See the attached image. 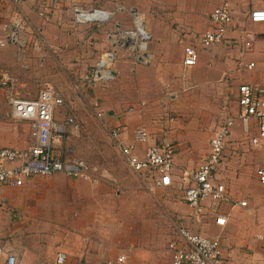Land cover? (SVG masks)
<instances>
[{
	"label": "crops",
	"instance_id": "1",
	"mask_svg": "<svg viewBox=\"0 0 264 264\" xmlns=\"http://www.w3.org/2000/svg\"><path fill=\"white\" fill-rule=\"evenodd\" d=\"M222 1L115 0L114 3H105L102 7L113 11V17L108 22L80 24L76 28L79 32L93 25L109 28L115 19L117 21L114 25L117 29H123L124 27L129 29L134 27V14H139L144 18L146 29L151 35L148 48L149 56L157 60L154 78L145 75L148 65L145 66L143 62L137 61V56L135 57L133 53V56L128 58L127 65H124L127 66L125 70L127 76L123 79L124 82L120 84L124 88L123 99L126 102L128 100L129 104L131 103L128 98L130 91L136 92L135 98H133L136 104L126 107L127 103H124L126 105L123 108H118L121 103L118 104L112 101L110 104H104L99 100L96 103H101L98 108L105 111V120H107L109 128L115 125H122L126 128L123 138L125 141H131L134 137V131L138 127H144L150 133V140L143 144L140 143L141 149L167 139L177 144L178 152L173 167L174 182L172 186L164 187L169 188L173 196L168 202L167 208L159 210L160 225L164 221L169 223V219L176 216L174 224L169 228L167 227L165 232L159 231V237L155 233L154 239L152 237L148 239L145 231L142 236H138L140 244L143 243L145 246L138 245L129 249V245L120 240L121 238L125 239L126 236L121 237L120 235H128L132 232L130 229L131 220L137 218V214L133 215V212L148 207L147 203L150 201L147 199L148 196H128L127 198H130L128 201L136 202V204L129 207L125 206L124 210L118 211L116 205L113 204L97 212H87L85 216L86 226L81 225L80 229L82 230L79 231V229H72L69 226H79L78 223L82 221L80 222L78 217L84 214L85 208L104 202L101 196L86 193L89 191V186L82 179H74L61 173L51 176H35L25 179L21 186L3 185L0 187V245L5 249V254H14L27 263L59 264L57 263V256L59 253H65L66 259L62 264H98L126 252L129 255L130 264H172V255L167 249L168 243L174 238L173 228L177 219L183 218L185 223L195 231L204 234L208 230L211 233L219 231L217 236H220V232H225V238L221 237V239L226 246L230 245L231 247L227 251L229 259L224 264H264V206L259 208L257 212L254 204L260 203V197L256 196V200L252 197V192L255 190V193L262 194L264 201V184L259 182L257 177L258 183H255L253 191L242 190L248 196L230 197L228 201L221 203L219 212L228 217L224 226L218 225L215 221L217 213L212 200L205 199L202 203V212L197 213L183 199V189L180 188L183 172L193 173L197 170L209 153L210 139L215 133L212 134L210 131L209 120H205L200 115L190 114L189 109L185 112L182 111L180 102L184 101L189 106V101L194 100L193 97H196V94L203 92V94L208 95L212 91H223L226 89L228 82L233 84L244 82L264 83V62L262 65L259 63L264 54V25L255 23L250 18L251 10L264 6V0H230L234 11V21L228 35L243 39L247 38V33L254 36L252 46L255 48L254 53L243 56V61L246 63L245 68L239 69L236 67L232 61L234 57H231V59L225 57L227 47L224 45L215 47L212 50L201 48L198 37L210 27V13ZM70 2L68 3L70 4ZM68 3L67 5L64 4L61 7L62 10L59 9L53 18L42 20L35 5L37 3L34 1L22 3L1 2L0 38H3L7 31L17 28L20 42L23 43L24 41L27 43V47H30L28 55H38L45 59L46 55L49 56L51 49L45 44L52 43V35L49 34L53 27L58 24L73 26L71 18L74 17V3L70 6H68ZM85 6L92 7L89 2L85 3ZM70 16V23H68ZM126 23L129 26H124L128 25ZM257 26H263V32L253 30ZM97 28L98 30L103 29V27ZM95 36L99 37L100 44L101 34L95 33L89 37ZM107 38L111 42L115 40L111 33ZM84 39L87 38L77 39V42L87 44L89 40ZM114 44L119 45L113 41L108 51L117 52L116 48L118 47ZM188 44H195L200 53L198 63L194 67H187L184 64L185 51L183 48ZM18 45L11 43L4 48H0V65L3 64L1 60L9 57L11 50L19 48ZM82 46L81 44L79 53L84 55L83 49L85 46L84 48ZM25 49L24 47L23 50ZM228 49L238 50L237 48ZM250 54L256 55L258 57L257 61L253 58L247 60L246 58ZM250 62L254 63L251 69L247 67ZM256 62L259 65H255ZM117 64L121 67L123 65L120 60ZM133 71L135 72L134 75L132 74ZM244 71L252 72L253 78L244 79L242 75ZM119 72H123V67L122 71L121 69L114 71V73H117L115 78ZM150 82L153 83V86L149 85ZM116 85L110 86L109 97H111ZM149 86H152L151 91H149ZM4 92L5 90L0 88V100L7 96ZM19 96L26 97L25 95ZM131 107H134L133 111L130 110ZM171 110L175 112L176 117L170 118L169 113ZM235 111V114L228 116L226 119L236 116L238 98ZM178 113H182V116H179ZM9 117L11 120L6 124H2L0 121V146L26 147L30 142L29 124L12 119L10 109ZM68 117L57 120L63 123ZM254 133V123L251 124L249 132H245L242 125L236 123L234 135L231 137L232 141L226 147V158L217 170L216 180L218 182L224 183L219 178L218 172L221 173V169H225L229 156L243 152L245 147L261 151L256 169L264 165V148H253L248 141ZM117 151L128 166L127 160L119 150ZM140 181L149 188L161 187L151 182H144L141 177ZM224 184L227 187V184ZM240 199H246L254 207V212L248 213L245 208L240 207L238 205ZM159 203L162 205V202ZM225 203H227L226 206ZM237 208L241 209L242 212L238 211ZM96 213H100V222L93 220ZM247 215L253 217L247 218ZM43 218L60 220V222H57L62 223L63 226L60 229H54L53 226L57 225V222L51 224V222L45 223L44 221L43 225L48 227L41 231L43 230L40 229L41 225H37V221L34 219ZM94 235L96 236L94 237ZM128 239L132 240L130 237ZM249 249L257 252L250 253L248 252Z\"/></svg>",
	"mask_w": 264,
	"mask_h": 264
},
{
	"label": "built area",
	"instance_id": "2",
	"mask_svg": "<svg viewBox=\"0 0 264 264\" xmlns=\"http://www.w3.org/2000/svg\"><path fill=\"white\" fill-rule=\"evenodd\" d=\"M13 3L34 1L42 8L40 14H49L58 4V0H0ZM233 7L230 0H223L210 13V27L199 37L201 48L212 50L224 45L227 48H237L244 55L253 48L254 36L247 33V38L230 37L228 35L234 21ZM134 27L123 30L122 39L137 48L140 62H149V40L151 35L146 29L145 20L139 14H134ZM113 17V11L102 7L87 8L74 5V18L78 24L108 22ZM250 18L255 23L264 25V6L251 10ZM20 44L17 28L9 30L0 38V48L9 44ZM195 44H188L185 51L184 64L194 67L199 60V50ZM116 59L114 51H106L95 65L90 81L94 83L107 82L115 78L111 68ZM253 62L247 64L248 68ZM15 78L7 69L0 70V88L7 92V102L10 105L11 118L29 124L30 142L24 148L0 146V187L3 185L21 186L25 179L35 176H51L64 174L74 179H82L92 183L99 182L98 169L83 159H66L55 151L62 140L65 126L74 124V118L68 117L63 123L56 118L58 108L64 105L63 97L49 82L43 83L38 96L22 97L14 92ZM238 111L235 117L225 119L219 125L210 139V150L202 163L193 173L183 172L180 188L183 189V199L197 213L202 212V203L210 199L214 203L215 221L224 226L228 217L219 212L221 203L228 201L231 195L224 183L216 180L217 170L226 158V147L231 143L236 123H240L245 132H249L254 123L255 133L248 141L253 148H264V83H241L238 86ZM131 111L134 107L130 108ZM96 117L103 126L109 129V136L117 150L127 160L131 170L140 175L144 182L156 186L170 187L173 185V167L178 146L167 139L154 143L145 149L139 144L150 140V133L144 127L134 131V137L127 142L124 138L126 128L115 125L109 128L106 113L96 107ZM256 177L264 184V165L257 167ZM238 205L248 213L254 212V207L246 199H240ZM174 238L168 243L172 255V264H224L229 259L227 254L230 245L226 246L219 236H211L190 228L185 220L178 218L173 228ZM0 245V264H42L25 262L14 254H5ZM65 253H59L57 263L62 264ZM98 264H130L129 255L120 253L113 259Z\"/></svg>",
	"mask_w": 264,
	"mask_h": 264
},
{
	"label": "rangeland",
	"instance_id": "3",
	"mask_svg": "<svg viewBox=\"0 0 264 264\" xmlns=\"http://www.w3.org/2000/svg\"><path fill=\"white\" fill-rule=\"evenodd\" d=\"M58 1V4H62L53 7L51 12L45 15L40 14V9L42 7L35 4L42 20L53 18L56 12L59 11V9L62 10L61 7L64 4L67 5L70 1V4L74 3V5L77 4L87 8L104 7L105 3L112 4L115 2V0ZM88 2L92 5V7L85 6V3ZM70 4L68 3V6H70ZM70 18L71 16L68 19V23H70ZM71 20L73 26H61L58 24L50 31L49 35H52V43H46L45 46L50 47L51 49L49 56L46 55L45 59L38 55H28L30 47H27V43L23 41V43L18 45L19 48L10 51L8 58L1 60L3 64L0 65V70L8 69L13 73L15 78L14 92L18 95L34 97L38 94L45 82L51 83L57 89L64 101V105L61 106L56 114L57 119L63 120L65 117L72 116L75 123L66 125L62 140L59 142L55 151L66 159H83L91 166L98 169L97 174L99 175V182L92 183L90 181H82L89 186V191L86 193L101 196L104 202L93 204L90 208H85L84 214L78 217L79 221H82L81 223H78L80 225H70L69 227L72 229H79V231H81L82 229H80V226H86L85 216L87 212H97L102 208L105 209L107 206L113 204L116 205V209H118V211L124 210L125 206L129 207L130 205L134 206L136 204V202L133 203L132 201H128L130 199L127 198L128 196L146 195L149 197L147 199L150 200L147 203L148 207L146 209L142 208L138 209L137 212H133V215L137 214V218L131 220L130 229L132 232L128 235H120L121 237L126 236L125 239L121 238L120 240L125 241L127 245H129V249L138 245L145 246L143 243L140 244L138 236H142L146 231L148 239L150 237L154 239L155 233H157L159 237V231L165 232L167 227L169 228L174 224V218L176 216L169 219L170 224L165 221L161 225L159 223V210L167 208L168 202L171 200L173 195L170 193L169 188H149L142 184L139 175L133 172L119 156V153L115 149L116 147L109 136V130L107 127L103 126L96 117V107L101 104L100 102H103L104 104H110L112 101L118 104L121 103L118 108H123L124 105H126L124 103H127L126 107L136 104V101L133 100L136 95L135 91H130L131 93L128 95V98L131 100L130 104L127 99V102L123 99L124 88L121 84L124 82L123 79L127 76V73L125 72L127 66L124 65H127L129 60L128 58L132 57L133 53L135 57L137 56L138 49L135 48V50L134 48H131V44L122 39L123 30L126 28L117 29L114 25L115 21H117L115 19L109 28L93 25L89 28L87 27L85 30L82 29L81 32L76 29L80 24L75 22L74 17L71 18ZM124 26H129V24ZM97 27H103V29H99L102 31H99ZM253 30L263 32V26H257L256 29ZM95 33L101 34L100 44L98 36L89 37ZM110 33L113 36V39H115L113 41L119 44H114L118 48H116L117 52H114L116 53V59L111 68L113 71H119L120 69L122 71L123 67V72H119L118 76H116L113 80H109L105 83H94L90 81V78L95 65L101 58L100 56H102V54L108 51V48L112 46L113 41L111 42L107 38ZM83 38H87L89 40L87 44L77 42V39L81 40ZM81 44L83 45V48L85 46L83 49L84 55L79 53L81 51L79 50ZM24 47L26 48L25 50H23ZM254 51L255 48H253L251 52H247L245 54L248 55L249 53H254ZM224 55L228 59L234 57L232 59L233 64H235V66L239 69L246 67V63L243 61L244 55L239 53L238 50L233 51L227 48V53ZM248 58H253L256 61L258 59V57L254 54H250V56L246 59L248 60ZM148 59L149 62L144 63L145 66L148 65V70L145 71V75L150 78H154L157 60L152 57H149ZM119 60L123 64L122 67L120 65L118 66V64L116 65ZM136 60L140 62L137 57ZM252 61L254 62V60ZM263 62L264 54L259 62L260 65H262ZM257 64L258 62L255 63V65ZM117 73H114V75H117ZM132 74L134 75L135 72L133 71ZM242 75L244 79L253 78V73L250 71H244ZM112 85L116 86H114V91H112V95L109 97L108 91ZM149 85L153 86V83L150 82ZM237 85L239 84L228 82L226 89L223 91H212V93L208 95L203 94V92L201 94L198 93L196 94V97H193L194 100L189 101V106L185 104L184 101H181L180 108L184 112L189 109L188 112L190 114L200 115L205 120H209V127L211 128L210 131L213 134V132H215L218 126L228 116H232L236 112ZM152 86H149V91L152 90ZM4 94L7 95V92L5 91ZM7 100V96L0 100V121L2 124H6L11 120L9 117L10 105ZM97 100L100 102L96 103ZM142 104L143 102L141 105ZM169 115L170 118L176 117L173 110H171ZM178 115L182 116V113H178ZM260 152L261 151L259 150L245 147L243 152L231 154L225 169H221V173L220 171L218 172L219 178L227 184L228 192L231 197L238 198L242 195L248 196V194L242 192V190L253 191L255 183H258L255 176V169L259 162ZM256 196L260 197V203L256 204L254 201L252 203H255L254 205L256 206V210L258 212V209L264 206V201L262 199V194H257L254 190V192H252V197H254L255 200L257 198ZM159 202H162V205ZM226 205L227 203H225V206ZM237 209L242 212L241 209ZM95 216L96 217L93 220L95 222H100V213H96ZM249 217L252 218L253 216L247 215V218ZM34 220L37 221V225H41L40 229H43L41 231H44L48 227L43 225L44 221L45 223L51 222V224L57 221L60 222V220H49L48 218ZM58 222L57 225L53 226L54 229H60L63 226L62 223ZM208 231L205 232V234L216 236L219 234V231L212 233ZM95 236L96 235H94V237ZM129 237L132 238V240H129ZM219 237L225 238V232H220ZM146 247H148V245H146ZM248 252L255 253L257 251L249 249Z\"/></svg>",
	"mask_w": 264,
	"mask_h": 264
}]
</instances>
